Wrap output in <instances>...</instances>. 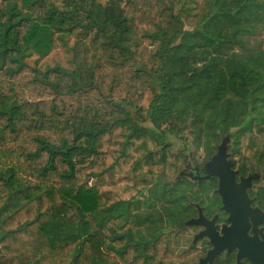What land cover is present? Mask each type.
Segmentation results:
<instances>
[{
	"label": "trees",
	"instance_id": "1",
	"mask_svg": "<svg viewBox=\"0 0 264 264\" xmlns=\"http://www.w3.org/2000/svg\"><path fill=\"white\" fill-rule=\"evenodd\" d=\"M180 9L1 0L0 264H189L185 230L161 240L192 197L169 182L185 162L158 130L191 124L199 146L249 128L264 105V0H207L192 30ZM65 37L73 70L25 61ZM245 146L264 148V127Z\"/></svg>",
	"mask_w": 264,
	"mask_h": 264
},
{
	"label": "flooded vegetation",
	"instance_id": "2",
	"mask_svg": "<svg viewBox=\"0 0 264 264\" xmlns=\"http://www.w3.org/2000/svg\"><path fill=\"white\" fill-rule=\"evenodd\" d=\"M236 133L219 135L218 143L230 146L198 148L197 165L185 160L201 214L190 207L187 219L167 230L174 239L186 231L189 264H264V148L246 147L249 136L241 142Z\"/></svg>",
	"mask_w": 264,
	"mask_h": 264
},
{
	"label": "rangeland",
	"instance_id": "3",
	"mask_svg": "<svg viewBox=\"0 0 264 264\" xmlns=\"http://www.w3.org/2000/svg\"><path fill=\"white\" fill-rule=\"evenodd\" d=\"M167 4H169L170 0H164ZM1 2V0H0ZM207 3V0H180V20H181V27L183 30H192L195 28V26L197 25V21L199 19V17L204 13V7L205 4ZM7 12L9 11L8 8L11 7H6ZM73 42L71 39H67V37H65L64 43L62 42H57L54 49L51 50V52L44 58L39 59L38 60V56L34 53V52H28L26 54V58L25 61L30 65V66H34L35 64L37 65V68L39 69V71H44L47 68H52V67H60L62 69L65 70H73L75 67L71 62V51L70 48L72 47ZM36 60H38V62L36 63ZM264 118V105L262 107L258 106V108L253 111L251 113L250 116H248L246 118V120L244 121V125L249 124V128L246 130H240L239 128L237 129H233L231 130L232 132H237L234 136L235 137H242L241 142L245 141L247 136H250L252 134L255 133L256 128H260V127H264V122L261 121V119ZM260 119V120H259ZM144 127L146 128H153L155 130V127L152 123L150 122H146L144 124H142ZM167 130V125L162 126L158 131L159 132H164L165 137V144H169L170 148H171V152L173 154H178L180 153L183 158H184V162L186 159L191 158L192 162L194 164L197 165V163L200 161L201 157L203 156V151L198 149V148H204V147H213V146H230L229 143H218L219 142V137L217 140L215 139H210L209 141L206 139H204V141L200 142L199 146L196 144L197 140L194 136V131L192 128L191 124H186L185 125V130L183 131L182 134H173L170 133ZM159 148H157L158 150ZM190 173L186 172L184 168L180 169L179 172L172 178L169 180V182L174 183V182H180L182 183L181 185L184 186L186 193L189 195H194L198 194L197 193V186L196 184H192L189 179H190ZM193 189V190H192ZM158 189H154L153 191L151 190H147L145 191L141 196L138 197L139 200H147V199H151L153 198V195H156ZM155 192V193H154ZM192 197V196H191ZM199 201V200H198ZM195 198H192V200H190L189 202V206L188 208L190 209V207L194 208V211L198 212V214H201V206H200V201L198 202ZM193 202L194 205H191L190 203ZM188 208L181 212L179 214V219L180 221H184L185 219H187L188 216ZM174 221L172 219H170L171 221H168V217L165 218L164 221V225H163V229H167L170 227H174L173 225H176V218L177 217H173L171 216ZM170 217V218H171ZM167 227V228H165ZM174 233L168 236H164L163 240H167V241H171V239L173 238ZM179 236H176V238L174 239L176 242H180L179 240Z\"/></svg>",
	"mask_w": 264,
	"mask_h": 264
},
{
	"label": "water",
	"instance_id": "4",
	"mask_svg": "<svg viewBox=\"0 0 264 264\" xmlns=\"http://www.w3.org/2000/svg\"><path fill=\"white\" fill-rule=\"evenodd\" d=\"M215 159H216V158H215ZM215 159H214V160H215ZM220 193H221V191H220ZM233 228H234V223H233L232 227H231L230 229H228L227 233H228L229 231H231Z\"/></svg>",
	"mask_w": 264,
	"mask_h": 264
},
{
	"label": "crops",
	"instance_id": "5",
	"mask_svg": "<svg viewBox=\"0 0 264 264\" xmlns=\"http://www.w3.org/2000/svg\"><path fill=\"white\" fill-rule=\"evenodd\" d=\"M168 219H169L168 221H171L170 219H172L174 221V219L172 217L171 218L168 217ZM165 228H167V227H165ZM164 230H167V229H164Z\"/></svg>",
	"mask_w": 264,
	"mask_h": 264
},
{
	"label": "bare ground",
	"instance_id": "6",
	"mask_svg": "<svg viewBox=\"0 0 264 264\" xmlns=\"http://www.w3.org/2000/svg\"><path fill=\"white\" fill-rule=\"evenodd\" d=\"M249 116V115H248Z\"/></svg>",
	"mask_w": 264,
	"mask_h": 264
}]
</instances>
